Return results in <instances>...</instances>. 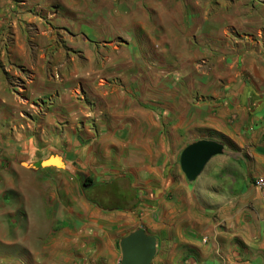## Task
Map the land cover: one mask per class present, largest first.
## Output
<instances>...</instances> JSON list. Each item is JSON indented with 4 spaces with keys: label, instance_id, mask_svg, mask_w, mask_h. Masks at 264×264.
Listing matches in <instances>:
<instances>
[{
    "label": "crops",
    "instance_id": "obj_1",
    "mask_svg": "<svg viewBox=\"0 0 264 264\" xmlns=\"http://www.w3.org/2000/svg\"><path fill=\"white\" fill-rule=\"evenodd\" d=\"M154 3L172 22L157 29L160 44L142 23L137 47L117 43V5ZM184 3L196 11L178 12ZM184 13L210 23L183 46L206 37L225 54L195 112H176L178 62L148 75L149 46L180 45ZM148 94L159 98L150 108ZM181 132L224 145L193 182L180 167L191 144L181 148ZM52 157L63 164L47 168L54 176L90 177L97 191L124 182L133 201L97 208L77 264H121L120 242L138 229L156 240L151 264H264V0H0V164Z\"/></svg>",
    "mask_w": 264,
    "mask_h": 264
},
{
    "label": "rangeland",
    "instance_id": "obj_2",
    "mask_svg": "<svg viewBox=\"0 0 264 264\" xmlns=\"http://www.w3.org/2000/svg\"><path fill=\"white\" fill-rule=\"evenodd\" d=\"M101 7L107 8L106 5ZM156 7L161 8L155 3L117 5V13L121 12V16L117 15L116 20V42L130 43L137 47L142 23L151 31L148 39L151 38L153 44H160L159 41L164 38L156 36L157 29L170 28L172 22L166 17L161 22ZM170 7L166 5L165 10ZM182 8L188 12L197 9L194 5L184 3L178 12H182ZM189 16L190 13L178 14L177 23L181 31L176 40H179L180 45L171 50H166L164 45L158 54V49L149 46L150 51L154 50L156 59L148 57L147 60L148 75L153 79L157 71L151 68L160 66L166 70L171 67L172 61L178 62L180 101L176 112H195L192 107L205 102L203 90L211 80L210 75L213 77L219 74L217 65L220 64L216 62L220 56L225 55L220 50H210L204 46L206 37L191 38L195 43L202 41L195 47L183 46L187 33L192 30L193 34H204L210 23L190 20ZM158 59L162 64L157 63ZM139 95L132 93L134 99ZM148 95L150 108L151 102L159 98ZM164 97L168 99L164 100L162 112H171V98L166 95ZM181 131H184V127H181ZM204 134L181 132V148L197 139H204ZM207 135L220 137L217 134ZM41 164H0V264H77L74 256L78 246L86 239L85 231L93 228L97 208L129 207L133 202L128 196L124 197V182L104 184L97 191L85 187L87 179L93 182L90 177L83 176L82 180L76 173L54 176L47 171L49 166L42 167ZM115 194H120L119 200ZM82 196L87 200L84 204Z\"/></svg>",
    "mask_w": 264,
    "mask_h": 264
},
{
    "label": "water",
    "instance_id": "obj_3",
    "mask_svg": "<svg viewBox=\"0 0 264 264\" xmlns=\"http://www.w3.org/2000/svg\"><path fill=\"white\" fill-rule=\"evenodd\" d=\"M224 153V145L214 140H198L186 146L180 155V167L186 178L193 182L203 172L207 163L215 156ZM52 158L42 162L41 166L49 163ZM56 159V158H55ZM58 168L63 167L59 165ZM122 251L121 264H151L156 254V240L148 236L144 230L138 229L123 238L120 242Z\"/></svg>",
    "mask_w": 264,
    "mask_h": 264
},
{
    "label": "bare ground",
    "instance_id": "obj_4",
    "mask_svg": "<svg viewBox=\"0 0 264 264\" xmlns=\"http://www.w3.org/2000/svg\"><path fill=\"white\" fill-rule=\"evenodd\" d=\"M55 164L56 165H59V164H61V162L58 159L53 158V159H51L49 161V163H45L44 166H47V165H55Z\"/></svg>",
    "mask_w": 264,
    "mask_h": 264
},
{
    "label": "built area",
    "instance_id": "obj_5",
    "mask_svg": "<svg viewBox=\"0 0 264 264\" xmlns=\"http://www.w3.org/2000/svg\"><path fill=\"white\" fill-rule=\"evenodd\" d=\"M256 185L261 189V190H264V181L261 179V180H258L256 182Z\"/></svg>",
    "mask_w": 264,
    "mask_h": 264
},
{
    "label": "trees",
    "instance_id": "obj_6",
    "mask_svg": "<svg viewBox=\"0 0 264 264\" xmlns=\"http://www.w3.org/2000/svg\"><path fill=\"white\" fill-rule=\"evenodd\" d=\"M87 183H92V181L90 179H87ZM87 183L85 184V186L87 185Z\"/></svg>",
    "mask_w": 264,
    "mask_h": 264
},
{
    "label": "flooded vegetation",
    "instance_id": "obj_7",
    "mask_svg": "<svg viewBox=\"0 0 264 264\" xmlns=\"http://www.w3.org/2000/svg\"><path fill=\"white\" fill-rule=\"evenodd\" d=\"M87 186H88V184H87Z\"/></svg>",
    "mask_w": 264,
    "mask_h": 264
}]
</instances>
